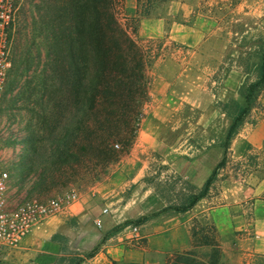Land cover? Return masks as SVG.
<instances>
[{
	"label": "rangeland",
	"instance_id": "rangeland-1",
	"mask_svg": "<svg viewBox=\"0 0 264 264\" xmlns=\"http://www.w3.org/2000/svg\"><path fill=\"white\" fill-rule=\"evenodd\" d=\"M192 1L197 2L198 0ZM219 1L221 5H215L214 1H208L212 5L214 4L209 14L214 17L212 20L215 31L209 37L210 44H206V46L186 48L176 44L167 36L161 39L137 40L143 50L148 53L149 63L146 67L148 79L147 98L141 107L136 131L131 141L127 145H122L120 140H114L112 141V149L117 154V159L124 152H127V148L134 143L135 153L138 157H142L145 164V172L142 178L143 189L148 191L149 196L159 199L163 203L164 207L161 209L163 211L168 210L172 213H178L173 207L186 204L190 196L205 184L204 182L199 187L194 186L189 178L183 175L187 168V154L193 150L191 141H196L198 147L202 143H206L202 147L207 146V143H211V148L216 147L225 152V162L216 168V174L212 175L211 181L206 185L204 197L209 200V206L216 207L221 203L228 177L239 178L246 182L253 175L257 176L255 165L252 161L250 162V159L247 161L248 166L239 170L235 167V164L231 165L229 163V165H226V148L237 132L257 120L260 116L258 112L263 109L260 100L264 94V88L257 98L250 102L245 116L235 126V132L229 138L227 137L228 128L235 115V105L232 103L235 102L239 106H245L243 95L247 86L256 78L253 64L258 62V51L261 47H264V0ZM15 2L14 20L8 30L11 62L16 32L21 29L23 34L25 29H28L31 21L30 13L33 14L29 0H16ZM144 3L147 4V1ZM203 3H205V0H199L198 10L204 9ZM230 3L236 4L235 7ZM117 5L121 19L125 22V12L122 10L120 2ZM155 6L161 7V1L155 0L152 5L148 6L147 4L145 9ZM216 7L221 8L217 9ZM24 10L26 16L22 17ZM127 19L129 31L132 30L133 32L134 18L129 17ZM22 34L21 37H23ZM37 41L40 42L41 40L38 38ZM39 50L40 57H38V64L34 65L35 67L41 65L43 61V47L39 46ZM235 67L240 70V74H238V78H233L230 85V88H233L234 91L229 92L227 98L219 96L220 77L225 76V72ZM158 77H160V82L158 84L157 81V84L166 86L163 94H157V92L151 90L154 80ZM39 108V113L40 110H44L43 114L48 123L58 121L59 115L54 105L50 103L43 109ZM30 116L24 110L21 101H16L11 109L5 108L4 103L0 102L2 165L9 173L10 185L14 193L36 199L58 196L68 190H75L79 194L93 180H99L104 176L108 165L107 162H104L105 160L100 162L94 160L90 162L85 159L62 161L63 159H57L59 154L51 149L47 153L48 158L39 155L35 157L29 153L26 139L33 126L41 125V116L39 118ZM114 145H117V148ZM31 160L32 164H30ZM51 164L53 167L52 178L44 180V186L39 190H33V185L36 184V175L33 176V172H38L44 166ZM225 165L227 169L221 170L224 169ZM29 170L32 172L28 173ZM195 178L199 179L201 176ZM129 187L131 186L128 185L119 191L116 197L113 196L112 201L129 198L131 190ZM155 214L156 212H153L147 216L134 219L140 221L128 225V228L138 226L141 232L144 221ZM196 219H198L197 228L203 230L200 236L207 235L209 238L211 230L209 226L204 225L203 215L198 214ZM205 220L210 222L207 219ZM192 222L193 220L190 217L186 226H190ZM49 224L56 228H50L48 232L44 231L40 236H37L38 241L34 245L36 252L30 258L17 262L16 259L5 256L16 249L10 251L0 249V264L87 263V258L80 256L83 252L68 247L77 244L83 232L93 231L98 226L96 224L82 225L76 219L63 222L61 217L52 218ZM115 228L116 226L104 233L103 241L117 235L123 237L124 241H128L125 238L128 232H121L120 229L114 230ZM53 229H55V235L58 237L54 243L48 237L49 231ZM217 242L220 247L219 242L221 241L218 238ZM57 246L62 249L60 250L61 256L51 257L45 252H41V249L44 251L47 249L55 250ZM247 247L250 252L253 250L255 253L259 251L263 254L259 257L246 256V258H242V264L246 262L247 264H264V241L260 243L251 242ZM226 251L228 250L226 249Z\"/></svg>",
	"mask_w": 264,
	"mask_h": 264
},
{
	"label": "trees",
	"instance_id": "trees-1",
	"mask_svg": "<svg viewBox=\"0 0 264 264\" xmlns=\"http://www.w3.org/2000/svg\"><path fill=\"white\" fill-rule=\"evenodd\" d=\"M118 2L29 0L33 14L29 12L28 29L23 34L21 29L16 32L12 62L0 102L11 109L16 101H21L30 117L41 116V125L33 126L26 139L28 152L35 157L48 158L51 149L62 161L85 159L108 163L117 156L112 141L120 140L122 145L131 141L147 98L149 59L147 51L133 38L129 25L122 21ZM39 46L44 50L43 61L35 67L40 57ZM258 55V62L253 64L256 78L243 95L245 106L232 103L235 115L227 131L228 138L245 116L250 102L264 88V47ZM50 103L58 111L59 119L55 123L46 121L44 110L38 112L39 107L43 109ZM224 162L225 152L203 187L193 193L186 204L173 209L178 213L186 212L203 198L206 185ZM52 170L51 164L34 171L36 184L32 189L42 188L44 180L52 178ZM203 219L211 230L209 238L200 236L203 230L197 228L198 219L194 218L190 230L191 248L173 253L166 264H228L221 257L214 226L204 216ZM139 221H126L114 230ZM56 238L54 235L53 240ZM93 253H86L84 257L90 258Z\"/></svg>",
	"mask_w": 264,
	"mask_h": 264
},
{
	"label": "crops",
	"instance_id": "crops-1",
	"mask_svg": "<svg viewBox=\"0 0 264 264\" xmlns=\"http://www.w3.org/2000/svg\"><path fill=\"white\" fill-rule=\"evenodd\" d=\"M146 1L149 6L155 0H119L125 12L124 23L127 24V18H134L131 33L135 40L161 39L167 36L176 44L186 48H199L210 44L209 37L215 28L212 20L214 17L209 13L214 4L208 1L221 5L219 0H205L203 3L205 10L197 9L199 0L197 2L160 0L161 7L145 9ZM232 5L235 7L236 4ZM238 74L240 70L235 67L225 72V76L220 77L219 96L227 98L229 92L234 91L230 85L234 77L238 78ZM157 81L159 84L160 77L154 80L151 90L163 94L166 86H159ZM260 102L263 107L258 112L260 116L254 123L237 132L226 148V165L235 164L239 170L248 166L247 161L250 159L255 165L257 176L253 175L246 182L239 178L228 177L221 203L216 207L209 206V200L203 197L191 209L184 212L187 214L161 210L164 207L163 203L149 196L148 191L143 189L145 164L142 157H138L135 153L132 143L122 156L112 160L111 163L108 162L102 178L93 180L83 192L79 193L77 202L71 204L62 215L45 219L22 240L19 248L5 256L16 259L17 262L30 258L36 252L34 245L38 241L37 236L44 231L48 232L50 228H56L52 227L49 221L61 217L63 222L76 219L82 225L98 224L97 229L83 232L77 244L68 247L83 252L80 256L94 251L93 256L87 258L85 264H166L167 258L173 253L191 248L189 229L192 223L188 227L186 224L190 217L193 220L198 214H202L213 224L217 238L221 241L219 243L222 257L228 264H242V258L250 255L261 256L263 253L259 251L255 253L253 250L250 252L247 247L251 242L264 241V94ZM191 144L193 150L187 154V168L183 175L189 178L194 186L199 187L222 159L223 150L211 148V143L203 147L202 145L206 143H202L199 147L196 141H191ZM226 165L221 170H226ZM197 174L201 178H195L198 177ZM128 185L131 186L129 198L112 201L113 196L116 197V194ZM103 209L106 211L103 212ZM153 212L156 214L147 218L142 224L140 232L142 240L139 244H131L118 235L103 241L104 233L112 227ZM120 231L128 232V226L121 228ZM55 232L53 229L48 233L53 243ZM255 235H258V238H255ZM60 250L62 249L57 246L55 250L41 249V252L54 257L61 256Z\"/></svg>",
	"mask_w": 264,
	"mask_h": 264
},
{
	"label": "built area",
	"instance_id": "built-area-1",
	"mask_svg": "<svg viewBox=\"0 0 264 264\" xmlns=\"http://www.w3.org/2000/svg\"><path fill=\"white\" fill-rule=\"evenodd\" d=\"M16 0H0V100L11 66L8 30L14 20ZM117 148V145H114ZM79 194L68 190L61 195L36 199L17 195L12 191L7 169L2 165L0 142V249H17L22 240L50 217H58L73 203ZM106 209H103L105 212ZM98 225V224H97ZM132 244H139L142 236L138 226L128 228L125 237ZM258 238V235H255Z\"/></svg>",
	"mask_w": 264,
	"mask_h": 264
}]
</instances>
